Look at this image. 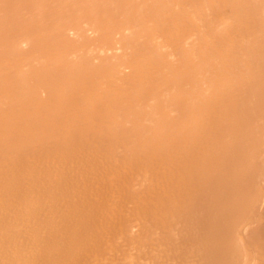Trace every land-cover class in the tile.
Here are the masks:
<instances>
[{"label":"bare ground","instance_id":"1","mask_svg":"<svg viewBox=\"0 0 264 264\" xmlns=\"http://www.w3.org/2000/svg\"><path fill=\"white\" fill-rule=\"evenodd\" d=\"M0 264H264V0H0Z\"/></svg>","mask_w":264,"mask_h":264}]
</instances>
